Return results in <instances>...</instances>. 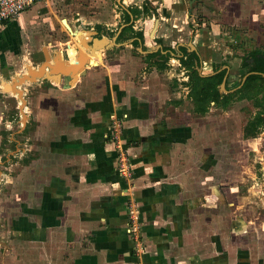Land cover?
<instances>
[{"label":"crops","instance_id":"crops-1","mask_svg":"<svg viewBox=\"0 0 264 264\" xmlns=\"http://www.w3.org/2000/svg\"><path fill=\"white\" fill-rule=\"evenodd\" d=\"M114 1L117 9L108 18L90 14L102 11L103 1L47 0L0 22V97L17 99L20 122L11 132L10 120L0 125L2 132L10 134L7 142L13 148L5 156L0 152V179L2 164L11 163L10 158L18 154L15 208L22 220L20 229L31 227L25 217L32 215L28 220L35 233L34 242L26 241L19 227L12 226L18 230L9 235L13 239L9 241L11 226L2 229L1 264H13L7 255L16 242L14 255L22 264L32 257L34 264H218L222 257L228 264L230 253L221 255L217 242L208 245L202 239L210 238L203 228L218 232L217 203L208 181L212 176L200 173L194 180H181V79H173L180 92L172 95L176 87L170 88L161 76L169 71L168 59L181 66L184 51L197 54L195 67H200V73H214L218 64L211 52L206 55L196 43L209 33L215 36L212 28L199 30L200 16L205 9L225 7L231 9L226 17L232 22V7L242 2L240 7L262 10L264 0ZM192 22L195 30L189 26ZM72 29L95 30L93 36L106 40L94 50L85 49L96 65L86 66L73 83L62 76L60 81L37 78L16 85L25 99L22 122L21 100L4 90L2 82L24 73L27 64L36 68L44 58L43 47L51 57L59 50L65 58L75 59L76 46L81 47L78 39L87 34L77 36ZM201 45L205 44L201 41ZM114 113H126L123 146L130 159V180L121 178L115 168L117 149L109 136ZM20 134L24 141L15 138ZM28 136L33 137L29 143ZM27 143L33 148L27 149ZM27 150L33 151V157H28ZM195 150L190 148L183 155L193 158ZM207 157L212 164L211 154ZM131 191L139 205L144 247L139 253L126 231V193ZM208 255H216L215 261L201 259ZM234 259L230 264H251L254 257Z\"/></svg>","mask_w":264,"mask_h":264},{"label":"rangeland","instance_id":"rangeland-1","mask_svg":"<svg viewBox=\"0 0 264 264\" xmlns=\"http://www.w3.org/2000/svg\"><path fill=\"white\" fill-rule=\"evenodd\" d=\"M91 1L95 2L97 0ZM98 1H103L99 7L102 11L98 12L97 10L95 13H90L95 14L98 18H108L110 17L109 14H113L114 10L117 9L114 0ZM241 4L242 2L239 3V7H232V22L231 18L227 20L226 17L227 12H230L231 9L225 7L205 9L208 14L205 13L200 16L202 24L199 30L201 31V28L204 30L212 28L215 38L209 33L205 40L199 39V41L197 39L196 43L206 49L202 51L203 53L211 52L210 55H212L214 63L228 65L229 71L225 80L226 89L236 86L244 71L248 69V64L242 65L246 54H251L253 51H257L258 55L264 53V8L262 10L252 6L245 8L240 7ZM236 13L239 15L238 17H236ZM76 16L78 14L74 15V17ZM193 23H190L189 26L195 30L197 25H193ZM234 32L235 34H233ZM201 41L205 44L204 46L201 45ZM207 44L210 46L207 47ZM206 55L209 56L208 53ZM246 58L247 62L251 61L250 56L247 55ZM168 63L170 73L165 71L161 77L170 83V88L176 87L175 90H171L172 95H178L180 92L177 83L172 85L173 79L175 81L181 79V143L182 148L184 147L185 150H181V160L183 161L181 163V180H186V178L194 180L200 173L202 176H212L208 181L212 183L211 192L215 195L217 203L219 217L216 229L218 232L203 228V231L209 233L210 238L205 236L202 239L208 245L214 243V241L217 242L216 246H219L218 249L221 255L230 253L232 259L236 258L234 259L236 262L247 261L248 256H253L254 260H251V264H264V124L258 127L255 136H243L244 125L261 109L259 103L263 101L264 92L262 89L255 88L256 85L247 88L246 92L235 91L231 100L225 104L221 102L215 105L210 104L206 113H200L202 115H199L193 112V103L191 99H188L187 93L190 86L187 85V87L184 83L185 79L189 81L187 74L191 69L190 66L183 65L182 62L180 66L176 60L171 61L170 59H168ZM174 73L179 76H175ZM177 77H179V80ZM176 91L177 93H175ZM220 92L227 91L221 89ZM0 98H3L2 104H0L3 107V119H0V125L4 120H10L11 128L9 131L11 132L17 129L20 124L18 109L15 106L17 105V99L9 96ZM9 113H11V116ZM262 113L264 118V112ZM9 135V133L0 130V152L5 153L3 156L8 151L13 150L11 143L7 142ZM15 138L21 141L25 139L21 134L15 136ZM27 138L25 141L29 143L33 137L29 139L28 136ZM192 140L193 142H191ZM12 146L14 147V145ZM32 146L33 144H28L26 148L32 149ZM193 147L196 149L194 151L195 156H193L195 159L192 158V155L189 156L188 153L187 157L183 155ZM31 153H33L32 150H27L26 154L28 157H33ZM209 154L212 156V164L209 163L210 160L207 157ZM10 159L11 163L5 162L1 166L4 174L3 179H0V240L5 238L2 236V229L5 230L11 226L9 229L10 234H7L9 241L12 239L9 235H13L16 230L15 227H19L23 239L27 238L26 241L34 242V224L28 220V218L32 219V215L25 217V223L31 227L27 226L26 230L20 229L22 220L17 215L15 208L18 197L17 165L19 164V156L15 154ZM186 163L188 164L186 165ZM195 163L196 167H194ZM209 166L210 170L208 169ZM193 173H196V175H193ZM214 186L215 188H213ZM126 194L129 195V192ZM26 206L27 211L33 212V208ZM3 209H6V211H3ZM231 222L232 225H229ZM207 224H210V222L207 221ZM210 225L212 226V224ZM12 226L15 227L12 228ZM29 243H26V249L27 251L32 250L33 256V249H30L32 247ZM17 244L19 242H16V246L14 245V251L11 250L8 253V261L13 260L11 262L13 264H22V261H18L19 255L17 257L14 255L17 246L19 247ZM2 249L0 247V252ZM2 256V253H0V264ZM239 257L241 258L238 259ZM204 258L215 261L216 255L203 256L201 259ZM32 259H29L25 264H34ZM225 259L227 258H218V264H225ZM231 260H227L228 264L231 263ZM248 263L250 264V262H246V264Z\"/></svg>","mask_w":264,"mask_h":264},{"label":"trees","instance_id":"trees-1","mask_svg":"<svg viewBox=\"0 0 264 264\" xmlns=\"http://www.w3.org/2000/svg\"><path fill=\"white\" fill-rule=\"evenodd\" d=\"M251 57V61L247 62L246 56ZM243 59V66L248 64V70H254L247 74L243 83L236 89L220 92L219 84L225 73V68L217 70L221 63L215 66V72L205 76H201L195 67V61L198 62V57L195 52H186L184 51L183 55L180 57L181 62L190 66L189 71V96L191 97L193 103L194 111L204 113L207 110V106L210 104V101H214L215 104L222 103L225 104L234 97L235 91H245L247 88H250L252 85H256L255 88L262 89L264 92V53L258 55L257 51H253L251 54H246ZM163 66V63H159ZM217 70V71H216ZM246 71H244L245 73ZM243 73V74H244ZM240 83V82H239ZM238 83V84H239ZM263 101H260L261 109L258 111V114L254 115L243 127V136H255L258 127L261 124H264L263 113L264 112V93ZM221 98V99H220Z\"/></svg>","mask_w":264,"mask_h":264},{"label":"water","instance_id":"water-1","mask_svg":"<svg viewBox=\"0 0 264 264\" xmlns=\"http://www.w3.org/2000/svg\"><path fill=\"white\" fill-rule=\"evenodd\" d=\"M86 31H87V36L84 38L80 37L78 39V42L81 45V47L76 46L77 53L75 55V59L65 58L63 54L61 53V51L59 50L53 54V57H51L46 47H43L44 58L36 68L27 64L26 71L24 73L13 77L11 82H5V81L2 82L4 90H9L15 93L17 97L21 100L19 108L21 109V115H22L21 121L22 122L24 121V117H25V113L22 109L25 99L22 96V89L19 87H16V85H20L24 81H34L37 78L48 79L49 81H60V78L62 76L69 77V83H73L77 79L78 76L83 75L85 73L86 66L96 65V62L92 64V59L87 54L86 51L94 50L95 47H99L98 45L100 44L104 45L106 43V40L104 38H97L93 36V34H96L95 30H86ZM222 68H225L226 72L219 84V87H218L219 91L221 89H224L225 91L234 89V88H230V89L225 88V78L228 72L227 64H223ZM197 70L199 71V74L206 75V74L200 73L199 66H197ZM77 72H79V75H77ZM247 74L248 73H245L244 75H242V78L240 80L241 83L244 81ZM262 74L264 75V73Z\"/></svg>","mask_w":264,"mask_h":264},{"label":"built area","instance_id":"built-area-1","mask_svg":"<svg viewBox=\"0 0 264 264\" xmlns=\"http://www.w3.org/2000/svg\"><path fill=\"white\" fill-rule=\"evenodd\" d=\"M47 0H0V22L18 15L23 9L33 3ZM126 113H114L110 117L109 136L117 149L115 168L117 173L124 180H130L132 169L127 151L123 146V128ZM127 205L126 231L132 238L134 250L139 253L143 250V243L140 239L141 222L139 219V205L133 192H129Z\"/></svg>","mask_w":264,"mask_h":264},{"label":"flooded vegetation","instance_id":"flooded-vegetation-1","mask_svg":"<svg viewBox=\"0 0 264 264\" xmlns=\"http://www.w3.org/2000/svg\"><path fill=\"white\" fill-rule=\"evenodd\" d=\"M83 33L84 34H87V31H83ZM81 36V35H80ZM94 62H96V60H94L93 58H92V63L94 64ZM222 65V64H221ZM228 66V65H227ZM221 69H223L222 67H221ZM228 70H229V67H228ZM252 71H254V70H246V72L245 73H250V72H252ZM225 72H226V69H225ZM244 73V74H245ZM225 74V73H224ZM243 74V75H244ZM227 75H228V72H227V74H226V77H227ZM224 76V75H223ZM240 83L239 84H237L236 86H234V87H232V88H234V89H236V88H238L242 83H241V81H239ZM234 89H232V90H234ZM229 91H231V90H229Z\"/></svg>","mask_w":264,"mask_h":264},{"label":"bare ground","instance_id":"bare-ground-1","mask_svg":"<svg viewBox=\"0 0 264 264\" xmlns=\"http://www.w3.org/2000/svg\"><path fill=\"white\" fill-rule=\"evenodd\" d=\"M73 30V29H72ZM73 33H75V35H77V36H80V35H82L83 34V31H78V30H73L72 31ZM91 57V59L93 58L92 56H90ZM93 64V63H92ZM77 75H79V72H77Z\"/></svg>","mask_w":264,"mask_h":264}]
</instances>
